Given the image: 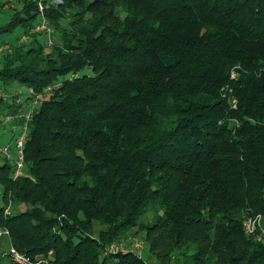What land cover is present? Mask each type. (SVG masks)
Masks as SVG:
<instances>
[{
  "label": "trees",
  "instance_id": "obj_1",
  "mask_svg": "<svg viewBox=\"0 0 264 264\" xmlns=\"http://www.w3.org/2000/svg\"><path fill=\"white\" fill-rule=\"evenodd\" d=\"M9 4L0 84L60 83L27 121L22 173L0 156L9 243L50 264H264V0H61L51 47L17 44L38 13ZM133 229L149 263L105 254Z\"/></svg>",
  "mask_w": 264,
  "mask_h": 264
},
{
  "label": "built area",
  "instance_id": "obj_2",
  "mask_svg": "<svg viewBox=\"0 0 264 264\" xmlns=\"http://www.w3.org/2000/svg\"><path fill=\"white\" fill-rule=\"evenodd\" d=\"M7 3H15L21 0H4ZM36 3V10L38 13V17L36 19L35 25L28 29L26 34L22 35V37L17 41V44H22L28 42L32 34L40 33L43 36V39L45 41V44L48 47H51L54 43L55 38V31L50 26L48 22V18L46 15V10L50 5L57 7L61 0H31ZM10 48V44L7 45V43L0 46V53L4 50H7ZM76 78V75H71L70 79ZM60 83H55L51 86H48L44 89V91L41 94L35 93L32 89H28L27 95L30 97V99L25 102V110L22 113L15 114L14 116L7 115L6 119L8 122H11L12 120L23 117L25 119L23 125L21 126L17 137L14 139V149L16 151V162H15V169L13 176L17 177L22 173V170L24 168V161H23V148L24 144L28 138L27 133V121H29L37 109V107L40 105V99L43 96V94H48L52 92L54 89H56ZM20 102H22L20 100ZM15 128V127H13ZM9 146H1L0 147V154L5 155L8 153ZM7 158L9 155H5ZM4 157V156H3ZM5 214H9L8 208L6 207L4 209ZM244 228L245 232L247 234H253L254 230L256 229L255 223L251 224L248 219L244 222ZM0 238H6L8 241V248L6 250H2L0 252V257H6L8 258L13 264H50L49 259L51 257V251L48 253V257H38L35 259L30 258L29 256L20 253L17 251L10 243H9V231L6 228L0 227ZM143 247L142 241L138 239H121L117 242L111 243L107 249L105 250V254H116V253H136L140 250V248Z\"/></svg>",
  "mask_w": 264,
  "mask_h": 264
},
{
  "label": "rangeland",
  "instance_id": "obj_3",
  "mask_svg": "<svg viewBox=\"0 0 264 264\" xmlns=\"http://www.w3.org/2000/svg\"><path fill=\"white\" fill-rule=\"evenodd\" d=\"M15 6V3H11L9 4L8 6ZM7 6V7H8ZM9 9H3L4 13L1 14V16L3 15V18L0 19V23H3L4 20H5V17L7 16V14H10L9 12L10 11H7ZM6 14V15H5ZM0 16V17H1ZM52 27V26H51ZM20 34V29H16L12 34H5L3 36H0V46L2 45V43H5L7 42V45H9L8 42H12L15 38H17ZM30 40V39H29ZM28 40V41H29ZM11 44V43H10ZM49 49V48H46V50ZM48 51V50H47ZM81 74H90V69H85L81 72ZM27 93H28V88L24 87V86H18L16 83H11L10 85L4 87L3 85L0 84V97L2 98V102H1V105H0V147L1 146H9V150H8V155L9 157L7 158L5 155H1V157H6L11 164H14V167H15V162H16V151L14 149V139L17 137L18 135V132H19V129L18 128H12L10 126V123H8L7 119H6V116H7V113L8 111L5 109V107H7L9 104H22V111L24 112L25 110V98L27 96ZM20 100L22 102H20ZM4 107V109H3ZM1 159V158H0ZM1 162V160H0ZM2 202L0 201V206H2ZM15 204H10L7 206L8 208V211L10 213L12 212H19V210H22L24 209L23 206H14ZM153 217V210L152 209H149L148 212L146 213L144 219L147 221H150ZM248 219V221L251 222V224L255 223V226L256 228H260L261 225H262V220L259 216H249L246 218V220ZM131 233L135 234V235H128L129 238H132V239H138L140 241H142V244H143V247L140 248V250L137 252V255L146 263H149L148 260H146V256H147V244L143 241V238H142V233L139 232L138 229H133L131 231ZM261 233L262 230H261ZM8 248V242L7 240H2V244H1V249H0V252L2 250H6ZM117 254V253H116ZM127 254V253H126ZM2 264H11V262H9V259L6 258V257H3L2 258Z\"/></svg>",
  "mask_w": 264,
  "mask_h": 264
},
{
  "label": "crops",
  "instance_id": "obj_4",
  "mask_svg": "<svg viewBox=\"0 0 264 264\" xmlns=\"http://www.w3.org/2000/svg\"><path fill=\"white\" fill-rule=\"evenodd\" d=\"M7 240L6 238H0V249H1V244H2V240ZM8 242V241H7ZM2 262V261H1ZM9 262H11L10 260H9ZM2 264V263H1ZM11 264H13L12 262H11Z\"/></svg>",
  "mask_w": 264,
  "mask_h": 264
}]
</instances>
